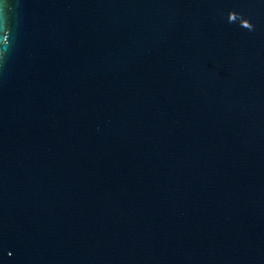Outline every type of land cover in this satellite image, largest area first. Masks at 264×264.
I'll list each match as a JSON object with an SVG mask.
<instances>
[{"label":"water","instance_id":"obj_1","mask_svg":"<svg viewBox=\"0 0 264 264\" xmlns=\"http://www.w3.org/2000/svg\"><path fill=\"white\" fill-rule=\"evenodd\" d=\"M0 264H264V0H0Z\"/></svg>","mask_w":264,"mask_h":264}]
</instances>
